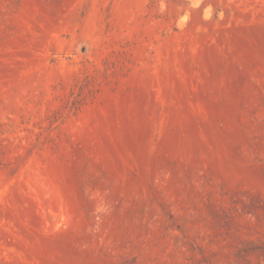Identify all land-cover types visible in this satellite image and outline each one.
<instances>
[{
    "label": "rangeland",
    "instance_id": "1",
    "mask_svg": "<svg viewBox=\"0 0 264 264\" xmlns=\"http://www.w3.org/2000/svg\"><path fill=\"white\" fill-rule=\"evenodd\" d=\"M0 264H264V0H0Z\"/></svg>",
    "mask_w": 264,
    "mask_h": 264
}]
</instances>
